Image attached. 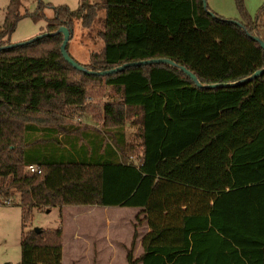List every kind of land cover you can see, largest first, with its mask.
I'll return each mask as SVG.
<instances>
[{
    "label": "trees",
    "instance_id": "trees-1",
    "mask_svg": "<svg viewBox=\"0 0 264 264\" xmlns=\"http://www.w3.org/2000/svg\"><path fill=\"white\" fill-rule=\"evenodd\" d=\"M236 2L241 26L201 0H101L103 47L82 65L165 57L202 84L238 82L264 67V49L250 36L263 39L257 18ZM16 4L0 47L21 17ZM77 14L89 27L94 4L55 6L51 34L0 48V193L18 192L19 264H62L61 227H24L32 208L63 205L136 208L126 264H264V71L213 88L166 63L87 74L63 58L62 34L53 33L66 26L71 35ZM103 87L112 94L92 111L99 127L70 118ZM128 120L137 143L127 140Z\"/></svg>",
    "mask_w": 264,
    "mask_h": 264
},
{
    "label": "rangeland",
    "instance_id": "rangeland-1",
    "mask_svg": "<svg viewBox=\"0 0 264 264\" xmlns=\"http://www.w3.org/2000/svg\"><path fill=\"white\" fill-rule=\"evenodd\" d=\"M95 6V18L89 27L81 24L82 17H72L71 35L66 43L67 52L79 64L87 63L92 52L103 47L97 32L102 28L104 11L101 0H87ZM207 7L224 19L242 20L236 0H205ZM251 19L257 18V31L264 39V0H241ZM10 0H0V25ZM81 0H17L16 11L21 15L14 30L5 37L9 44L26 42L45 33L46 19L53 16V7L67 5L71 10L79 9ZM37 13V15H32ZM62 41V39H61ZM61 44V43H60ZM115 53V52H111ZM108 87L97 88L87 95L82 107L83 120L94 122L92 111H98L110 100ZM78 116V115H77ZM135 127L126 121L128 142L137 143ZM9 198L10 201L7 199ZM135 208L102 206H52L48 209L32 208L24 231L34 228L64 230L63 264H126L125 253L133 233ZM144 225L136 227L138 237L145 231ZM21 204L18 192L0 193V264H19L21 236ZM78 234L77 239H73ZM108 250H112L109 252ZM140 252L137 238L134 256Z\"/></svg>",
    "mask_w": 264,
    "mask_h": 264
},
{
    "label": "water",
    "instance_id": "water-1",
    "mask_svg": "<svg viewBox=\"0 0 264 264\" xmlns=\"http://www.w3.org/2000/svg\"><path fill=\"white\" fill-rule=\"evenodd\" d=\"M201 1H202V6L210 14L213 15V12L211 10L207 9V5H206L205 0H201ZM235 23H237L239 26H241V24L239 22L235 21ZM53 33H61L62 34V41H61V44H60V51H61V54H62L63 58L70 65H72L74 68H76L77 70H80V71H82L84 73H87V74L103 75V74H109V73H112V72H115V71L122 70L123 68L128 67V66H132V65H143V64H151V63H166V64H169L170 66L177 67L181 71H183L184 73H186L193 80V82L195 83L196 86H198V87H206V88H213V87H219V86H224L225 87V86L235 85V84H237L239 82L246 81V80H250V79H252V78L260 75L264 71V67H262L260 69H257L252 74H250L248 77H246V78H244V79H242V80H240L238 82L202 84V83L199 82V80L197 79V77L191 71H189L188 69H186L184 66L178 65L174 61H172L171 59L165 58V57L147 58V59H141V60H136V61H129V62H125L123 64H120V65L115 66V67L110 68V69L93 71V70L87 69L83 65L77 63L69 55V53L67 52V50H66V43L68 41L70 31H69V29L66 26L59 27ZM48 34H51V33L45 32V33L39 34L36 37H34V38H32V39H30V40H28L26 42L33 41L35 39H38V38H40L42 36H45V35H48ZM250 36L254 40H256L260 44V46L264 49V40L263 39L259 38L257 35H251L250 34ZM26 42H22V43H26ZM22 43H18V44H22ZM18 44H7V45H5L3 47H0V48H4V47L6 48V47H11V46H16ZM33 230L35 232H38L40 230V228H34ZM3 264H8V263H3Z\"/></svg>",
    "mask_w": 264,
    "mask_h": 264
},
{
    "label": "crops",
    "instance_id": "crops-1",
    "mask_svg": "<svg viewBox=\"0 0 264 264\" xmlns=\"http://www.w3.org/2000/svg\"><path fill=\"white\" fill-rule=\"evenodd\" d=\"M82 114H83L82 111L77 112V113H73L72 115H70V118L74 119L76 122L87 123V124H90L92 126L99 127L100 124L99 123H96L95 121L94 122H89V121L83 120L82 119L83 118V115ZM69 206H71V205H63L61 207L63 208V207H69ZM73 206H75V205H73ZM78 206L84 207V206H90V205H78ZM102 207H119V206H102ZM63 235H64V230L62 228V244H63L62 245V264H63V249H64V239H63ZM78 236H79L78 234H75V236L73 237V239H77ZM108 251L109 252H112V250H108Z\"/></svg>",
    "mask_w": 264,
    "mask_h": 264
},
{
    "label": "built area",
    "instance_id": "built-area-1",
    "mask_svg": "<svg viewBox=\"0 0 264 264\" xmlns=\"http://www.w3.org/2000/svg\"><path fill=\"white\" fill-rule=\"evenodd\" d=\"M26 170L29 172H36V173H40V167L37 164H29L26 167Z\"/></svg>",
    "mask_w": 264,
    "mask_h": 264
}]
</instances>
